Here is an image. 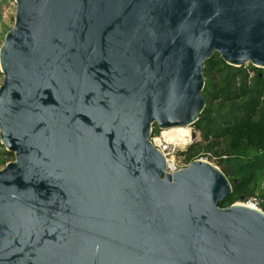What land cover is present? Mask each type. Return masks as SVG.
<instances>
[{
  "label": "water",
  "instance_id": "95a60500",
  "mask_svg": "<svg viewBox=\"0 0 264 264\" xmlns=\"http://www.w3.org/2000/svg\"><path fill=\"white\" fill-rule=\"evenodd\" d=\"M15 4L0 264H264V212L220 207L232 183L207 161L167 174L150 141L199 120L215 54L264 69V0Z\"/></svg>",
  "mask_w": 264,
  "mask_h": 264
},
{
  "label": "trees",
  "instance_id": "16d2710c",
  "mask_svg": "<svg viewBox=\"0 0 264 264\" xmlns=\"http://www.w3.org/2000/svg\"><path fill=\"white\" fill-rule=\"evenodd\" d=\"M203 75L207 104L193 124L201 142L191 147L189 159L220 166L232 183L233 194L220 207L255 195L264 198V69L235 68L215 54L204 64Z\"/></svg>",
  "mask_w": 264,
  "mask_h": 264
},
{
  "label": "built area",
  "instance_id": "2783aa9c",
  "mask_svg": "<svg viewBox=\"0 0 264 264\" xmlns=\"http://www.w3.org/2000/svg\"><path fill=\"white\" fill-rule=\"evenodd\" d=\"M191 136L187 141L176 140L170 134L164 130L155 132V128L152 130L150 141L154 148H156L163 155L166 162V173L171 174L178 172L188 167L192 162L188 159L187 155L189 148L197 142L198 136L200 135L195 128H189ZM196 134V138H193V134ZM203 160V159H201ZM205 161V160H204ZM244 206L253 210L264 212V198L258 195L252 196L244 203Z\"/></svg>",
  "mask_w": 264,
  "mask_h": 264
},
{
  "label": "rangeland",
  "instance_id": "374dc122",
  "mask_svg": "<svg viewBox=\"0 0 264 264\" xmlns=\"http://www.w3.org/2000/svg\"><path fill=\"white\" fill-rule=\"evenodd\" d=\"M15 13H16L15 0H0V48L2 46V43H3V40H4L5 35L7 34V32L9 30L12 29V27L14 25ZM249 65L250 64L245 65V67H248ZM2 83H3V75L1 74V71H0V86L2 85ZM189 128H192L193 129L194 126L191 125V126H189ZM200 142H201V137L199 135L197 142L194 141V144H198ZM191 147L189 148V152H188V155H187L188 159H189V154H190V151H191L190 150ZM196 152L195 151H192L191 154L192 155L194 154V156L197 157L200 154H198V152L197 153ZM14 160H15L14 155L13 154H10V153H8L6 151L5 146H3L1 144V140H0V169H3L7 163L12 162ZM203 160L207 161L206 159H203ZM207 162L211 163L210 161H207ZM213 165H215V164H213ZM216 167H218V166H216ZM218 168H220V166ZM246 201L247 200L241 201V202H237L236 204H244Z\"/></svg>",
  "mask_w": 264,
  "mask_h": 264
},
{
  "label": "bare ground",
  "instance_id": "6f19581e",
  "mask_svg": "<svg viewBox=\"0 0 264 264\" xmlns=\"http://www.w3.org/2000/svg\"><path fill=\"white\" fill-rule=\"evenodd\" d=\"M165 131V130H164ZM169 133L170 136H172L176 140H183L187 141L188 138L191 136L189 127H182V128H174V129H168L165 131V133ZM244 205V204H241Z\"/></svg>",
  "mask_w": 264,
  "mask_h": 264
}]
</instances>
